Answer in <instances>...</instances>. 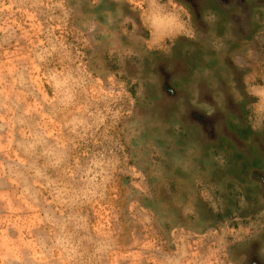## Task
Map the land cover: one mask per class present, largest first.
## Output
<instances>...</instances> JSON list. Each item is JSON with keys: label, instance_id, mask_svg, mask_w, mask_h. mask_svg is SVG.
<instances>
[{"label": "clouds", "instance_id": "obj_1", "mask_svg": "<svg viewBox=\"0 0 264 264\" xmlns=\"http://www.w3.org/2000/svg\"><path fill=\"white\" fill-rule=\"evenodd\" d=\"M0 264H264V0H0Z\"/></svg>", "mask_w": 264, "mask_h": 264}]
</instances>
